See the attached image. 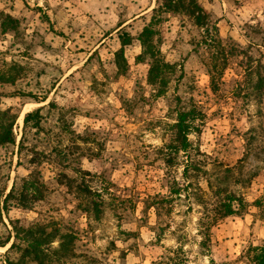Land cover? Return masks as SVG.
Segmentation results:
<instances>
[{"label": "rangeland", "instance_id": "rangeland-1", "mask_svg": "<svg viewBox=\"0 0 264 264\" xmlns=\"http://www.w3.org/2000/svg\"><path fill=\"white\" fill-rule=\"evenodd\" d=\"M199 1L229 53L218 87L206 71L214 50H193L202 30L170 13L158 44L174 71L156 95L136 36L157 0H0V21L6 13L17 20L14 30L0 28V66L21 65V77L0 86L1 107L18 113L15 142L0 146V190L33 169L47 185L30 208L11 202L1 210L0 240L13 225L49 223L74 239L67 256L52 254L57 239L45 246L48 264H252L242 255L264 242V209L254 205L264 192V90L256 87L264 47L254 44L264 35V0ZM123 32L132 40L121 69L114 52ZM37 107L39 127L23 125ZM192 107L201 119L188 147L176 149V113ZM78 167L97 194L75 189ZM226 195L244 207L210 222ZM156 196L168 199L157 209L149 207ZM8 245L0 246V264L19 256Z\"/></svg>", "mask_w": 264, "mask_h": 264}, {"label": "trees", "instance_id": "trees-1", "mask_svg": "<svg viewBox=\"0 0 264 264\" xmlns=\"http://www.w3.org/2000/svg\"><path fill=\"white\" fill-rule=\"evenodd\" d=\"M180 14L189 19L193 25L200 28V41L195 43L193 50L196 51L198 46L204 45L212 52V61L208 65L206 71L209 75L211 87L216 90L218 87L217 80L224 72L225 64H227L229 54L225 52V45L220 37L216 23L211 22L209 13L200 3L199 0H157L156 5L151 8V14L148 22L142 26L138 32L136 39L140 45V52L137 58L140 61L147 60L148 68L146 74V82L151 85L156 95H162L169 82L170 74L174 71L172 63L166 61L159 48L158 26L165 20L166 15ZM247 26L251 32L258 34L263 32L257 25L250 23ZM17 27V20L10 14H4L0 21V28L3 33L14 30ZM264 33V32H263ZM120 46L114 52L115 64L122 69V64L125 63L124 47L128 45L132 37L127 32L118 35ZM262 43L254 44L264 47V35L261 36ZM233 48H235L233 46ZM218 54V55H217ZM232 54V53H231ZM219 56V57H218ZM256 68L258 82L256 87L259 90H264V64L259 63ZM21 77V65L15 62H4L0 66V86L3 84H13ZM0 90V146L5 144H12L15 142L14 124L18 117L17 111L12 106L1 107V98L6 95ZM8 95H24L20 91H11ZM201 112L194 107L184 110H178L174 122L176 149L185 150L188 147V133L192 130L195 121L201 119ZM40 110L35 108L26 111L23 115L22 122L26 125L31 122L32 127L38 128L40 123ZM36 158V159H34ZM38 157H33L32 161H38ZM166 162H170L167 158ZM74 172L80 179L75 185V189L82 194L94 195L97 194L92 191L89 186L85 184V176L89 174L88 170L75 168ZM68 180L69 177H67ZM62 182V181H59ZM67 186H73L72 183H66ZM5 188L0 190V212L7 211L11 202H14L21 208L28 209L32 203L42 200L47 193V185L44 182L42 175L36 169L31 170L26 176L21 178L19 185L13 183L11 187L4 192ZM149 207L153 206L157 209L158 202L168 200L166 197H155ZM237 200L233 195H226V200L220 201L212 209L213 213L210 222L216 221L229 215H234L239 212V209L244 207L246 201L238 199L239 207H234L233 201ZM90 209L95 218H99L101 214V203L96 199H91ZM254 205L264 209V192L259 199L254 201ZM1 221V219H0ZM13 234L6 236L5 239L0 240V246H5L9 243L7 250L15 249L19 252L16 260L7 259V264H48L44 248L50 245L54 240H58L56 248L51 249L52 254L58 256H67L73 252V234L66 231H60L55 225L49 223H31L29 225H13ZM206 238L208 233L206 232ZM247 258L252 264H264V242L260 245H250L247 247L245 254L242 255ZM174 264H179L177 261Z\"/></svg>", "mask_w": 264, "mask_h": 264}]
</instances>
